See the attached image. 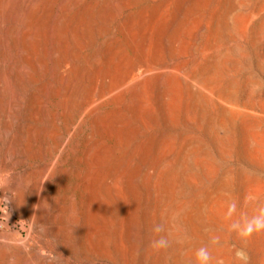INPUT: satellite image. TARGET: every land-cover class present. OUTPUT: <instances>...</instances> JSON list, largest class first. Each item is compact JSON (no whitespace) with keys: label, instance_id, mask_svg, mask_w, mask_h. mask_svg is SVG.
<instances>
[{"label":"rangeland","instance_id":"1","mask_svg":"<svg viewBox=\"0 0 264 264\" xmlns=\"http://www.w3.org/2000/svg\"><path fill=\"white\" fill-rule=\"evenodd\" d=\"M0 178V264H264V0H0Z\"/></svg>","mask_w":264,"mask_h":264},{"label":"clouds","instance_id":"2","mask_svg":"<svg viewBox=\"0 0 264 264\" xmlns=\"http://www.w3.org/2000/svg\"><path fill=\"white\" fill-rule=\"evenodd\" d=\"M4 185L3 178H0V186ZM261 229H264V214L261 216H258L254 218L248 228L242 233L243 235L247 236L250 235L253 230L259 231ZM162 229L160 226H156L154 228L155 232H160ZM168 242L163 237H160L159 239H156L152 242V246L156 249L166 248ZM245 254L243 252H237V256L243 257ZM197 258L200 262V264H208L210 260V254L208 253L206 248H201L197 252Z\"/></svg>","mask_w":264,"mask_h":264},{"label":"built area","instance_id":"3","mask_svg":"<svg viewBox=\"0 0 264 264\" xmlns=\"http://www.w3.org/2000/svg\"><path fill=\"white\" fill-rule=\"evenodd\" d=\"M0 228H1V223H0Z\"/></svg>","mask_w":264,"mask_h":264}]
</instances>
